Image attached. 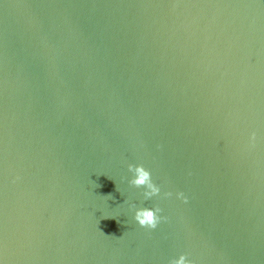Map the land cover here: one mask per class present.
I'll list each match as a JSON object with an SVG mask.
<instances>
[{
  "label": "water",
  "instance_id": "obj_1",
  "mask_svg": "<svg viewBox=\"0 0 264 264\" xmlns=\"http://www.w3.org/2000/svg\"><path fill=\"white\" fill-rule=\"evenodd\" d=\"M185 253L264 264V0H0V264Z\"/></svg>",
  "mask_w": 264,
  "mask_h": 264
},
{
  "label": "clouds",
  "instance_id": "obj_2",
  "mask_svg": "<svg viewBox=\"0 0 264 264\" xmlns=\"http://www.w3.org/2000/svg\"><path fill=\"white\" fill-rule=\"evenodd\" d=\"M256 134L252 133L251 139L255 141ZM128 170L131 172L132 178L128 183L136 188H143V197L145 200H149L152 197H157L161 193V188L156 183H154L151 172L147 170L142 164L140 165H128ZM19 179V177H17ZM164 197H171L172 192L163 193ZM107 196L111 197V194ZM177 198L182 199L187 203L188 197L183 192L176 193ZM130 208L135 209L134 220L139 224L140 227L146 229H156L157 225L161 220H166L167 217H162L160 213L162 209L156 205L154 207H141L136 208L135 204H130ZM188 254H181L178 259L173 258L169 261V264H193L191 260L187 258Z\"/></svg>",
  "mask_w": 264,
  "mask_h": 264
}]
</instances>
